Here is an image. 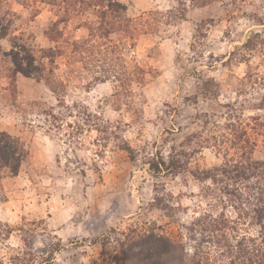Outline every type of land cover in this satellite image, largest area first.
I'll return each mask as SVG.
<instances>
[{"label":"rangeland","instance_id":"1","mask_svg":"<svg viewBox=\"0 0 264 264\" xmlns=\"http://www.w3.org/2000/svg\"><path fill=\"white\" fill-rule=\"evenodd\" d=\"M120 1L128 17L161 13L131 48L109 55L135 79L99 81L58 57L48 65L54 92L13 73L7 53L22 44L41 58L54 47L46 31L58 7L0 0V133L20 139L22 157L17 175L0 161V264H120L115 231L130 227L181 240L192 254L189 237L200 235L189 228L210 205L197 195L213 186L203 172L241 154L243 129L241 141L257 138L253 154L264 159L252 129L264 117V0ZM61 27L82 35L72 21ZM160 157L177 159L178 172L155 175L149 162Z\"/></svg>","mask_w":264,"mask_h":264},{"label":"trees","instance_id":"2","mask_svg":"<svg viewBox=\"0 0 264 264\" xmlns=\"http://www.w3.org/2000/svg\"><path fill=\"white\" fill-rule=\"evenodd\" d=\"M192 1H201L200 6H204L212 0ZM51 2L58 7L60 13L58 20L51 23L46 31L50 41L56 43L55 46L43 49L42 57L37 58L27 46L14 45L7 53L12 61L13 73L45 80L52 91L56 92L50 84L54 70L49 69L48 65L55 64L58 57H66L73 70L80 66L81 69L89 70L99 81L105 82L123 75L124 80L131 82L135 79L134 69L126 67V72L120 74L121 72H116L115 65L110 67L109 55L116 56L118 49L123 51L131 48L142 33L152 29L149 19L152 17L156 20V14L161 13L151 11L148 15L137 18L128 17L127 7L120 0ZM87 14L93 15L94 19H82ZM177 17L183 19L184 15ZM71 21L74 31L82 32L78 39L61 27V24ZM2 29L4 27L0 24V39L6 35ZM117 43H121L123 47L117 48ZM232 126L234 124L228 125V128L231 129ZM252 129L258 138L264 137V117L255 118ZM248 134V130L243 129L240 139L237 138L234 143V148L240 150L239 156L228 158L226 155L220 167L203 172L206 177L201 180H210L213 186L201 189L197 195L209 198L210 205L204 211H198L199 215L189 228L191 232L200 235V240L194 234L189 237L196 243L193 253L190 254L186 243L167 234L130 227L115 231L118 235L117 259L120 264H211V250H215L214 258L215 261L218 260V264H264V159L254 157L253 153L258 146L257 138L253 141L251 138L243 139L247 145L242 144V136L248 137ZM17 144H20L18 137L6 132L0 133V161L11 175L18 174L22 162ZM149 168L155 175L164 172L173 174L178 172L180 163L175 158L167 161L160 157L158 160L152 159ZM221 196L224 198H220ZM252 225L259 227L257 235L246 232L248 226ZM241 228L245 231L241 232ZM205 243L210 245L204 246Z\"/></svg>","mask_w":264,"mask_h":264}]
</instances>
